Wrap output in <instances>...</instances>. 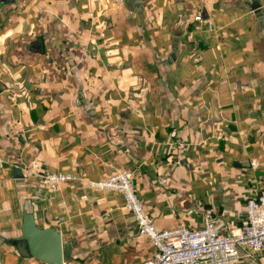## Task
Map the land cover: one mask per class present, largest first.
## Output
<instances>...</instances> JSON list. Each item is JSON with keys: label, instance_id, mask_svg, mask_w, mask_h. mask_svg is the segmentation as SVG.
<instances>
[{"label": "crops", "instance_id": "1", "mask_svg": "<svg viewBox=\"0 0 264 264\" xmlns=\"http://www.w3.org/2000/svg\"><path fill=\"white\" fill-rule=\"evenodd\" d=\"M119 169L159 229L244 221L264 193V0H0V264H47L16 248L25 214L71 244L63 264L149 258L123 196L88 185Z\"/></svg>", "mask_w": 264, "mask_h": 264}, {"label": "built area", "instance_id": "2", "mask_svg": "<svg viewBox=\"0 0 264 264\" xmlns=\"http://www.w3.org/2000/svg\"><path fill=\"white\" fill-rule=\"evenodd\" d=\"M252 163L255 165L256 161ZM72 178L70 174L47 173L42 184L53 190ZM133 180L130 170L119 169L88 185L123 196L124 207L132 214L138 234L145 236L153 247L151 256L141 264H232L264 249V193L247 198L244 221L231 227L227 234L221 233L219 220L209 211L201 228L178 225L159 229L138 197Z\"/></svg>", "mask_w": 264, "mask_h": 264}, {"label": "water", "instance_id": "3", "mask_svg": "<svg viewBox=\"0 0 264 264\" xmlns=\"http://www.w3.org/2000/svg\"><path fill=\"white\" fill-rule=\"evenodd\" d=\"M253 9L258 11V4ZM34 47L42 51V41H36ZM13 172L16 177H23L17 166L13 167ZM20 232V237L15 241L20 254L36 257L47 264H63L64 259L70 257L71 244L63 242L61 234L54 228L37 226L32 214L23 216Z\"/></svg>", "mask_w": 264, "mask_h": 264}]
</instances>
